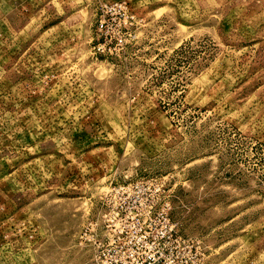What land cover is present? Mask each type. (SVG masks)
I'll return each mask as SVG.
<instances>
[{
    "label": "rangeland",
    "instance_id": "rangeland-1",
    "mask_svg": "<svg viewBox=\"0 0 264 264\" xmlns=\"http://www.w3.org/2000/svg\"><path fill=\"white\" fill-rule=\"evenodd\" d=\"M0 264H264V0H0Z\"/></svg>",
    "mask_w": 264,
    "mask_h": 264
},
{
    "label": "built area",
    "instance_id": "built-area-1",
    "mask_svg": "<svg viewBox=\"0 0 264 264\" xmlns=\"http://www.w3.org/2000/svg\"><path fill=\"white\" fill-rule=\"evenodd\" d=\"M110 8H114V10H118L119 12H122V14H125L127 12V6L123 3H114L112 6H110ZM106 6L101 9L100 11V15H99V21H98V25H97V30L99 33H101L102 37H103V42H105V40L107 39V28L108 27V22H107V17L109 15V9ZM110 41H111V36L109 37ZM123 38L122 36H116L114 37V46L115 47H122L123 46ZM156 191H158V189H156ZM153 204H150L149 208H152ZM161 228L163 230L159 231L156 236L155 239L162 245L165 246L168 244V242H176V244H179V238H176V236L173 234V228L172 226L168 223V221H165L161 224Z\"/></svg>",
    "mask_w": 264,
    "mask_h": 264
}]
</instances>
